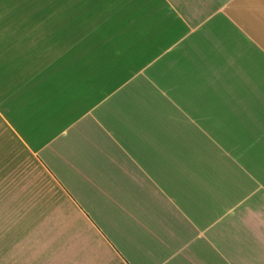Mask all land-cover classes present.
Wrapping results in <instances>:
<instances>
[{
  "label": "crops",
  "instance_id": "0c3cea01",
  "mask_svg": "<svg viewBox=\"0 0 264 264\" xmlns=\"http://www.w3.org/2000/svg\"><path fill=\"white\" fill-rule=\"evenodd\" d=\"M0 264H264V0H0Z\"/></svg>",
  "mask_w": 264,
  "mask_h": 264
}]
</instances>
